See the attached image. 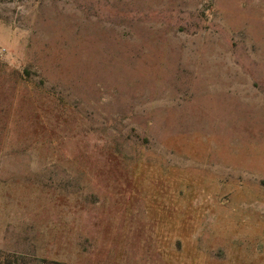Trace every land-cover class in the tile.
Returning <instances> with one entry per match:
<instances>
[{"label": "rangeland", "instance_id": "rangeland-1", "mask_svg": "<svg viewBox=\"0 0 264 264\" xmlns=\"http://www.w3.org/2000/svg\"><path fill=\"white\" fill-rule=\"evenodd\" d=\"M0 264H264V0H0Z\"/></svg>", "mask_w": 264, "mask_h": 264}]
</instances>
